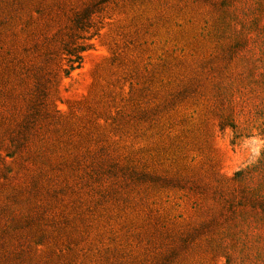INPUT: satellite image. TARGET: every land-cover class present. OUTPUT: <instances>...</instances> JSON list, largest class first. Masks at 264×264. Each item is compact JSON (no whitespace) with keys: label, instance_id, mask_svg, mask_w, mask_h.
I'll return each instance as SVG.
<instances>
[{"label":"rangeland","instance_id":"obj_1","mask_svg":"<svg viewBox=\"0 0 264 264\" xmlns=\"http://www.w3.org/2000/svg\"><path fill=\"white\" fill-rule=\"evenodd\" d=\"M0 264H264V0H0Z\"/></svg>","mask_w":264,"mask_h":264},{"label":"trees","instance_id":"obj_2","mask_svg":"<svg viewBox=\"0 0 264 264\" xmlns=\"http://www.w3.org/2000/svg\"><path fill=\"white\" fill-rule=\"evenodd\" d=\"M92 12L86 10L82 14L74 15L72 19V26H74L79 31H85V28L89 26L91 20ZM64 54V63H66V70H64V78H66L70 72L76 69L81 63V53L85 51V47H73L69 45V42L62 48Z\"/></svg>","mask_w":264,"mask_h":264}]
</instances>
